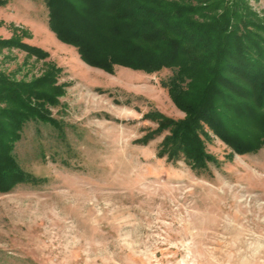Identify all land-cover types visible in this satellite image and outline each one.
I'll list each match as a JSON object with an SVG mask.
<instances>
[{"label": "rangeland", "instance_id": "374dc122", "mask_svg": "<svg viewBox=\"0 0 264 264\" xmlns=\"http://www.w3.org/2000/svg\"><path fill=\"white\" fill-rule=\"evenodd\" d=\"M248 2L264 17V0ZM13 26L50 55L4 48L0 69L31 80L61 68L51 110L64 133L30 121L16 143L41 181L0 192V264H264V146L239 154L212 134L220 163L203 172L159 157L166 133L139 140L158 126L146 113L185 116L163 86L172 69L89 65L51 30L44 0L0 5V37Z\"/></svg>", "mask_w": 264, "mask_h": 264}, {"label": "trees", "instance_id": "16d2710c", "mask_svg": "<svg viewBox=\"0 0 264 264\" xmlns=\"http://www.w3.org/2000/svg\"><path fill=\"white\" fill-rule=\"evenodd\" d=\"M44 1L51 30L89 65L110 73L117 66L174 71L163 86L185 116L146 113L158 126L139 140L146 144L166 133L159 157L184 159L203 172L220 163L207 149L212 134L239 154L264 146V17L248 0ZM3 4L6 0H0ZM13 27L11 37H0V50L49 57L44 48L24 41L31 37L28 30ZM60 72L52 64L26 80L0 69L1 193L41 181L20 164L15 147L30 121L50 123L64 133L51 110L65 93V85L57 84Z\"/></svg>", "mask_w": 264, "mask_h": 264}]
</instances>
